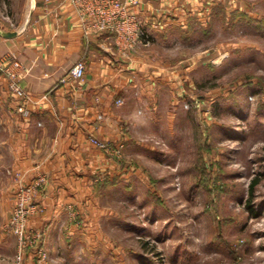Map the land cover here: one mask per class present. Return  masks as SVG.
Returning a JSON list of instances; mask_svg holds the SVG:
<instances>
[{"label":"crops","instance_id":"1","mask_svg":"<svg viewBox=\"0 0 264 264\" xmlns=\"http://www.w3.org/2000/svg\"><path fill=\"white\" fill-rule=\"evenodd\" d=\"M223 8L229 14L235 6L228 0H139L133 11L152 44L127 54L107 34L85 36L75 8L64 0H24L20 27L0 22V61L21 64L19 83L27 96L17 98L0 74L3 223L18 187L44 177V191L33 200L38 211L26 223L42 232L38 243L49 260L55 264L72 246L100 241L110 213L103 199L111 191L163 179L143 165L158 164L157 141H169L189 126L183 105L196 100L187 92L189 74L217 48L191 60L162 53L171 39L188 42L196 30L220 21ZM78 60L85 63L83 80L61 82ZM23 102L30 112L26 118L17 111ZM90 137L121 144L119 156L97 148ZM8 241L0 237V264L15 254L14 240ZM23 264H33L29 252Z\"/></svg>","mask_w":264,"mask_h":264},{"label":"rangeland","instance_id":"2","mask_svg":"<svg viewBox=\"0 0 264 264\" xmlns=\"http://www.w3.org/2000/svg\"><path fill=\"white\" fill-rule=\"evenodd\" d=\"M228 1L236 10L223 8L220 21L162 53L191 60L217 48L189 74V126L157 141L158 164L143 165L163 179L111 191L102 239L55 264H264V0ZM23 9L24 0H0V22L20 27ZM10 216L0 214V237L15 242L7 264L19 252V264L27 252L40 264L39 251L54 264L27 223L19 249Z\"/></svg>","mask_w":264,"mask_h":264},{"label":"built area","instance_id":"3","mask_svg":"<svg viewBox=\"0 0 264 264\" xmlns=\"http://www.w3.org/2000/svg\"><path fill=\"white\" fill-rule=\"evenodd\" d=\"M72 5L78 15L79 23L83 34L89 36L92 34H107L111 36L116 50L121 54L136 49L140 46H149L151 36L145 28V24L139 19L133 11L138 6L139 0H64ZM47 10L46 8L44 9ZM85 63L78 60L68 74L61 79V82L67 80L82 81L85 74ZM21 64L15 59H6L0 61V73L8 81L9 90L19 99L26 100L27 96L21 87L19 81L21 77ZM121 100L116 101L120 105ZM17 111L23 117L29 116V110L23 102ZM90 142L102 151L112 156H119L122 145L114 146L106 141L89 138ZM46 179L40 177L30 184L20 185L15 194V204L11 212L8 227L19 237V249L23 248V234L27 218L37 212L33 205L34 198L44 191ZM22 253H18L16 264H19ZM36 258L40 264L44 261L45 254L38 252Z\"/></svg>","mask_w":264,"mask_h":264},{"label":"trees","instance_id":"4","mask_svg":"<svg viewBox=\"0 0 264 264\" xmlns=\"http://www.w3.org/2000/svg\"><path fill=\"white\" fill-rule=\"evenodd\" d=\"M220 12L222 13V12H223V10H221ZM254 183H255V182H253V184L251 185V189H252V187H253Z\"/></svg>","mask_w":264,"mask_h":264}]
</instances>
